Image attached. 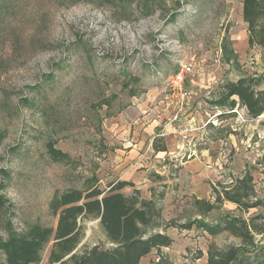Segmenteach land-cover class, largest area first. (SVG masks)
I'll return each instance as SVG.
<instances>
[{"label":"rangeland","instance_id":"374dc122","mask_svg":"<svg viewBox=\"0 0 264 264\" xmlns=\"http://www.w3.org/2000/svg\"><path fill=\"white\" fill-rule=\"evenodd\" d=\"M246 29L241 0L180 6L176 0H0V196L6 201L0 239L34 223L56 228L55 197L93 183L107 189L124 178L134 182L123 188L126 195L137 189L153 199L149 232L173 238L163 251L174 264H205L212 243L238 242L227 231L211 235L179 225L216 223L227 213L264 216V206L247 212L225 202L203 214L195 203L214 202L213 185L246 171L264 199V114L251 118L237 105L242 121L217 104L225 83L242 74L263 84L264 48H249L245 62L234 48L232 30L241 35ZM186 61L196 67L187 81L193 98L181 116L186 126L194 124L187 138L175 131L168 88L169 76ZM128 80L135 95L123 87ZM103 98L111 102L109 111L99 105ZM50 140L67 155L51 156ZM84 225L81 245H110L99 218ZM53 241L31 264H58L49 261ZM158 256L153 250L143 263L154 264Z\"/></svg>","mask_w":264,"mask_h":264},{"label":"trees","instance_id":"16d2710c","mask_svg":"<svg viewBox=\"0 0 264 264\" xmlns=\"http://www.w3.org/2000/svg\"><path fill=\"white\" fill-rule=\"evenodd\" d=\"M104 1L116 4L117 1L123 3L129 0ZM185 1L196 0H176L178 6ZM242 4L250 47L264 46V0H242ZM177 8L170 15L172 21L176 20ZM223 48L226 53L237 58L233 47L224 44ZM122 72L125 73L124 70ZM123 87L129 89L130 95L136 94L131 81H125ZM217 102L230 109L240 105L247 109L251 118H258L264 114V87L259 77L245 74L236 81L225 83ZM103 104H107L109 111L110 100L101 99L100 107ZM54 145L53 140L47 143L49 154L56 160L67 155ZM4 175L8 176V173L5 171ZM231 178L227 183L213 185L214 202L195 199L201 213L207 214L225 202L233 203L247 212L251 208L264 206V199L257 196L251 171L239 176L232 175ZM88 180L90 182L91 179ZM126 186H134V182L119 179L111 182L107 189L93 183L85 189H71L58 195L53 202V210L58 215L57 227L34 223L22 231L11 229L8 239H0V250L5 256L0 258V264L40 262L42 251L51 238L54 240L49 255L51 263L143 264L142 258L156 250L159 256L154 264H174L170 255L163 251L165 247L171 246L173 238L165 231L149 232L156 214L153 199L141 197L137 189L134 194L126 195L122 192ZM5 202V197L0 196V212L6 209ZM90 217L99 218L110 245L104 242L81 245L85 234L84 222ZM262 218L264 216L260 214L247 219L227 213L216 223L194 219L179 226L184 229L196 226L211 235L227 231L239 238L236 243L222 246L212 243L205 264H264V222L259 221Z\"/></svg>","mask_w":264,"mask_h":264},{"label":"built area","instance_id":"2783aa9c","mask_svg":"<svg viewBox=\"0 0 264 264\" xmlns=\"http://www.w3.org/2000/svg\"><path fill=\"white\" fill-rule=\"evenodd\" d=\"M195 64L192 61L182 62L180 66L169 76V100L173 104L175 111L173 121L177 122L175 131L187 138V131L194 129V124L191 122L186 126L181 121L182 114L189 109V103L193 98V91L187 86V81L190 75L195 71ZM229 111L237 113V119L245 121V114L240 112L238 108H232ZM186 126V127H184Z\"/></svg>","mask_w":264,"mask_h":264},{"label":"crops","instance_id":"0c3cea01","mask_svg":"<svg viewBox=\"0 0 264 264\" xmlns=\"http://www.w3.org/2000/svg\"><path fill=\"white\" fill-rule=\"evenodd\" d=\"M243 10V4H242V0H241V12ZM234 30H232V34H231V38L234 42V48H237L236 49V52L239 54L240 58L243 59V61L245 62L247 59H246V55H247V50L250 47L249 45V41H248V33H247V29L244 31V33H242L241 35H237L236 33L233 32ZM257 47V46H255ZM262 48H264L263 46H261ZM261 73L264 71V68H261L259 67L258 69ZM260 73V74H261ZM246 74V73H245ZM244 74V75H245ZM254 75L256 76H259L260 74H256V73H253ZM247 75V74H246ZM264 75V74H263ZM243 76V74L241 75ZM238 80V79H237ZM233 81H236V80H233ZM262 87H264V81H263V84H262ZM242 108V107H241ZM229 110H230V107H229ZM168 152V151H167ZM160 153H166V151H162ZM161 156V155H160ZM121 179H124V178H121ZM127 187V186H126ZM136 188L138 189H142L143 187L142 186H137ZM146 190V189H145ZM122 192L125 193V189L122 190ZM144 198L146 199H150L151 197L150 196H144ZM153 252V251H152ZM144 258V257H143ZM143 258H142V262H143ZM144 264V263H143Z\"/></svg>","mask_w":264,"mask_h":264}]
</instances>
